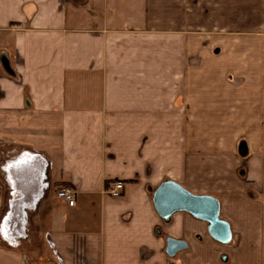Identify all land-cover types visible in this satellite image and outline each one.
Segmentation results:
<instances>
[{
    "label": "crops",
    "instance_id": "obj_1",
    "mask_svg": "<svg viewBox=\"0 0 264 264\" xmlns=\"http://www.w3.org/2000/svg\"><path fill=\"white\" fill-rule=\"evenodd\" d=\"M219 147L257 169L258 202L217 181ZM0 149V264H264V0H0ZM167 179L218 198L229 244L187 212L162 220ZM16 193L25 238L2 232ZM167 237L188 247L169 257Z\"/></svg>",
    "mask_w": 264,
    "mask_h": 264
},
{
    "label": "water",
    "instance_id": "obj_2",
    "mask_svg": "<svg viewBox=\"0 0 264 264\" xmlns=\"http://www.w3.org/2000/svg\"><path fill=\"white\" fill-rule=\"evenodd\" d=\"M152 202L164 222H168L175 212H187L207 223V231L216 242L227 245L232 240L228 222L220 217L219 201L212 195L192 193L178 182L167 179L152 192ZM165 242V252L169 257L188 247L184 240L167 237ZM222 259H225L224 255Z\"/></svg>",
    "mask_w": 264,
    "mask_h": 264
},
{
    "label": "rangeland",
    "instance_id": "obj_3",
    "mask_svg": "<svg viewBox=\"0 0 264 264\" xmlns=\"http://www.w3.org/2000/svg\"><path fill=\"white\" fill-rule=\"evenodd\" d=\"M160 38H161V36H160ZM219 39L221 40V37ZM143 41H144V43H146V42H148V43H152V42L160 43L161 42V40H159V39H157V40L148 39V40H140L139 43L140 42L142 43ZM191 41H193V38ZM212 41L217 42V38L212 40ZM133 42H137V40L132 41V43ZM220 43H222V41H220ZM159 45H160L159 50L155 51V54L159 53L158 55H160V58H162L161 57L162 47H161V44H159ZM215 45H217V44L213 43L212 48ZM130 49H131V53H132L136 48H135V46H132ZM158 55L157 56L155 55L156 59H157ZM218 149H219V152H218V154H216L219 156L218 157L219 162L217 163V169H218L217 181L219 182L222 179L229 181L230 187L227 189H229L230 192H232L231 190H234L237 193H242V194L246 193L248 199H251V201H253V202L254 201L258 202L260 200V198H259L260 193L258 192V181H259V179H258L257 169H256V173L252 172L251 175L250 174L246 175L245 169L240 168V166L238 165L239 159L241 157L239 154H237L236 148H235L236 151H234V153L233 152L228 153L226 147H219ZM0 151H2V150L0 149ZM172 151H173V148H172ZM206 154H208V153H203V156ZM0 158H1V155H0ZM251 160H253V159H251ZM250 164L256 166V168H257V165H258L257 163H252V161H251ZM240 165L245 166L241 163H240ZM207 168L208 167H206L205 170L200 173L199 177L204 179V174L205 175L206 174L211 175V172L208 171ZM170 169L172 171H174L175 167L170 166ZM226 174H227V178H225ZM221 175H224L225 177H221ZM1 178H2V175L0 173V192H1L0 198L2 201L0 203V219L2 218L3 214L6 212L7 204L10 201V200L8 201V198L11 196L8 194V191L5 189L6 185L3 183V180L1 181ZM199 180L201 181V179H199ZM44 183H45V185H48L49 181L45 180ZM49 185H50V189H51L50 193L54 194V192H55L54 187L52 186L51 183ZM187 189L190 190L189 188H187ZM191 192L196 193L193 191H191ZM196 194H201V193H196ZM30 212L31 211L26 212V214L22 213V211L17 212V214L15 213L16 218L19 215V218H20L19 220H23V221H21L20 224H15V222L12 220L13 232L14 231H21L22 233L29 235L30 233L32 234L36 230L35 224L32 221L34 212H32V213H30ZM252 214H254V212H252ZM257 216H258V214H257ZM22 242L24 243L23 240H22ZM22 246H23V244H22ZM219 248L223 250V247H219ZM223 255H225V253L221 252L220 257Z\"/></svg>",
    "mask_w": 264,
    "mask_h": 264
},
{
    "label": "built area",
    "instance_id": "obj_4",
    "mask_svg": "<svg viewBox=\"0 0 264 264\" xmlns=\"http://www.w3.org/2000/svg\"><path fill=\"white\" fill-rule=\"evenodd\" d=\"M124 188V184L122 181H112L108 185V187L105 189V191L112 197H118L121 195ZM18 197L17 193L13 195L11 202L9 204V213L6 215L2 220V232L6 236L14 235L13 229H12V202ZM55 197L58 200L64 201L68 206H73L75 203V193L74 190L68 186H63L55 190ZM39 199V197H36V200L34 203ZM34 206L33 203L27 204L24 206L25 209H28L30 207ZM26 212H29V210L25 211L22 209V213L26 214ZM23 221V220H21ZM20 221V222H21ZM27 234L23 235L24 238ZM11 242L14 243V240L11 239Z\"/></svg>",
    "mask_w": 264,
    "mask_h": 264
},
{
    "label": "bare ground",
    "instance_id": "obj_5",
    "mask_svg": "<svg viewBox=\"0 0 264 264\" xmlns=\"http://www.w3.org/2000/svg\"><path fill=\"white\" fill-rule=\"evenodd\" d=\"M37 193V192H36ZM21 221V220H20Z\"/></svg>",
    "mask_w": 264,
    "mask_h": 264
}]
</instances>
